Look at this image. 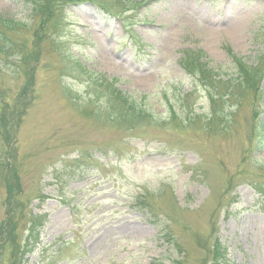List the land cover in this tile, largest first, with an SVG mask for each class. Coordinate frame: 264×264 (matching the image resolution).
<instances>
[{
	"label": "rangeland",
	"instance_id": "1",
	"mask_svg": "<svg viewBox=\"0 0 264 264\" xmlns=\"http://www.w3.org/2000/svg\"><path fill=\"white\" fill-rule=\"evenodd\" d=\"M46 3L0 0V264H264V0Z\"/></svg>",
	"mask_w": 264,
	"mask_h": 264
},
{
	"label": "trees",
	"instance_id": "2",
	"mask_svg": "<svg viewBox=\"0 0 264 264\" xmlns=\"http://www.w3.org/2000/svg\"><path fill=\"white\" fill-rule=\"evenodd\" d=\"M105 1H109V0H105ZM74 0H66V3L69 4H73ZM57 0H47L46 6L44 7L45 4H43L41 7H44L45 10L43 11L44 13L50 14L52 12V9H54V7L57 5ZM203 73V72H202ZM109 89H111L112 91H114L116 94L115 96L111 99V97H109V102L108 104L111 105L112 101L115 102L119 108H121V113H120V117L123 120L124 123V128L127 131H130L132 129V125H136V127H138V125L140 123H142L143 119L145 118V113L143 112L144 110L141 108V106L139 105V103H137V99L131 98L128 95L120 92V91H116L114 90L112 87H109ZM113 95V94H112ZM209 96V95H208ZM211 101L213 102V99L211 98ZM214 106L212 105V108ZM188 122H190V119H187ZM191 123H194V121L192 120ZM207 124V122H206ZM208 126L210 127H217L218 126V115H213L211 116L210 120L208 121ZM6 185V183H4ZM11 190L14 191H8V196L6 197V201H11L14 199L15 195L17 194V192H15V190L17 189L14 185L13 188H10ZM7 214H9L10 208L7 207ZM7 219H10L7 217ZM29 227H28V232H30V236L33 235V233L37 232V227L40 228L41 223L43 222V220L40 219L39 216H31L29 219ZM36 236H34L33 238L35 239ZM32 238V239H33ZM215 242V246L219 245V242L217 239L214 240ZM206 253L208 254L209 257V261L210 263L208 264H225V256L223 255L222 251L219 250L218 253L214 251H207ZM21 255L20 257L17 259H14L12 261L13 264H20L21 263ZM178 264V263H177Z\"/></svg>",
	"mask_w": 264,
	"mask_h": 264
}]
</instances>
